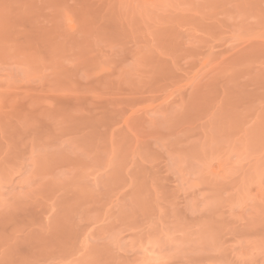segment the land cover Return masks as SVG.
Listing matches in <instances>:
<instances>
[{
  "label": "rangeland",
  "instance_id": "rangeland-1",
  "mask_svg": "<svg viewBox=\"0 0 264 264\" xmlns=\"http://www.w3.org/2000/svg\"><path fill=\"white\" fill-rule=\"evenodd\" d=\"M0 264H264V0H0Z\"/></svg>",
  "mask_w": 264,
  "mask_h": 264
}]
</instances>
